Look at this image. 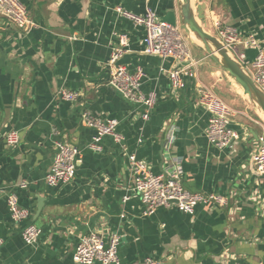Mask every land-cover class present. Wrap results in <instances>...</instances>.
Returning <instances> with one entry per match:
<instances>
[{
    "label": "crops",
    "instance_id": "0c3cea01",
    "mask_svg": "<svg viewBox=\"0 0 264 264\" xmlns=\"http://www.w3.org/2000/svg\"><path fill=\"white\" fill-rule=\"evenodd\" d=\"M20 1L31 28L20 30L0 18V264H77L78 241L97 229L120 235L118 264H142L147 256L164 264L263 261L264 176L256 172L252 155L264 119L242 118L234 110L230 127L239 138L229 147L210 143L205 136L209 113L197 102L196 88L228 89L222 69L183 34L197 61L195 75L172 92L166 69L173 60L143 53L144 28L117 10L141 15L149 7L165 18L171 11L178 15L179 0ZM197 5H203L199 23L208 33L213 35L212 22L219 20L264 46V0H192L194 12ZM118 45L125 49L121 63L130 70L142 68L141 90L156 95L147 120L141 118L142 106L108 85L104 63ZM238 50L247 62L256 55L254 48L239 45ZM59 89L80 96L64 101L56 96ZM84 110L117 120L122 140L105 135L100 151L89 149L95 131L83 124ZM10 130L20 136L13 147L4 139ZM170 136L169 156L180 165L184 186L221 195L226 205L198 204L192 214L175 206L143 214L139 198L130 192L127 158L134 155L151 173L163 172ZM58 140L78 146L81 160L70 182L50 186L44 176ZM8 192L29 210L26 219L12 221ZM29 223L41 229L34 244L21 235Z\"/></svg>",
    "mask_w": 264,
    "mask_h": 264
},
{
    "label": "built area",
    "instance_id": "2783aa9c",
    "mask_svg": "<svg viewBox=\"0 0 264 264\" xmlns=\"http://www.w3.org/2000/svg\"><path fill=\"white\" fill-rule=\"evenodd\" d=\"M117 10L121 15L130 19L134 25L144 28L143 53L173 60L174 65L166 69L172 92L184 86L186 77H194L197 61L192 58L184 33L178 24L172 25L162 20L149 7L141 15L120 8ZM0 15L20 30H27L33 25L25 5L20 0H0ZM212 25L215 31L213 35L246 69L253 82L264 92V46L254 35H243L236 28L222 24L219 20H213ZM239 45L256 49L253 61H245L244 54L238 50ZM124 52L125 49L121 45L113 47L104 63L108 72V85L131 103L142 106L141 118L147 120L155 106L156 95L153 91L143 92L141 90L144 73L140 66L130 70L120 62ZM56 96L64 101L75 102L80 94L77 91L59 89ZM196 96L199 105L209 113L205 129L208 141L217 147L231 146L239 138L238 131L230 127L232 109L204 86H197ZM81 118L85 126L95 131L91 141L87 144L89 149L100 151L102 149L100 140L105 135L112 136L117 142L122 140L121 135L116 131L117 120L97 117L88 110L82 111ZM172 138L170 136L164 145V160H167L169 164L163 172L151 173L148 164L134 155H129L127 158L130 192L139 198L143 205V214L150 215L160 207L169 206H175L183 213L192 214L198 204L226 205L228 199L221 195L191 191L184 186L180 165L176 161H171L169 156ZM4 139L11 147L20 142V136L16 130L8 131ZM80 158L81 149L78 146L63 140L55 141L52 162L44 176V181L50 186L70 182L75 177ZM252 163L256 172L264 176V132L258 136V148L252 155ZM20 186L25 187L26 183L21 182ZM5 199L13 222H19L28 217L29 210L19 205L18 197L14 192L5 194ZM127 199V195L123 197V201ZM40 234L41 229L33 223L27 224L21 231L26 244L36 243ZM3 241L0 236V246ZM120 242V235L116 231L103 233L97 229L80 238L73 258L77 264H118ZM142 264H164V261L147 256ZM227 264L238 263L228 261ZM256 264H264V260Z\"/></svg>",
    "mask_w": 264,
    "mask_h": 264
},
{
    "label": "water",
    "instance_id": "95a60500",
    "mask_svg": "<svg viewBox=\"0 0 264 264\" xmlns=\"http://www.w3.org/2000/svg\"><path fill=\"white\" fill-rule=\"evenodd\" d=\"M0 18L5 17L0 15ZM161 19L172 25L178 24L183 33L190 38L193 35L198 47L231 76L242 88L243 94L247 95L264 116V92L257 87L246 69L232 57L220 41L204 30L199 23L203 19V5H197L194 12L192 0H179L178 15L171 11Z\"/></svg>",
    "mask_w": 264,
    "mask_h": 264
},
{
    "label": "rangeland",
    "instance_id": "374dc122",
    "mask_svg": "<svg viewBox=\"0 0 264 264\" xmlns=\"http://www.w3.org/2000/svg\"><path fill=\"white\" fill-rule=\"evenodd\" d=\"M191 38L195 40L193 35ZM223 71L224 70H222L221 73L223 74L226 83H228V89L226 87V90H208L211 92L215 91L216 94L214 92L213 93L217 95V97H220L222 100H224L225 103H227L228 106L233 110V112L234 110H238L236 112L237 116L240 115L242 116V118L247 119H249L250 116H253L258 118L259 120H263L260 114L261 110L251 100H249L248 97L242 95V88L231 78V76L227 72L224 73Z\"/></svg>",
    "mask_w": 264,
    "mask_h": 264
},
{
    "label": "bare ground",
    "instance_id": "6f19581e",
    "mask_svg": "<svg viewBox=\"0 0 264 264\" xmlns=\"http://www.w3.org/2000/svg\"><path fill=\"white\" fill-rule=\"evenodd\" d=\"M245 58V57H244ZM261 112V111H260ZM261 114V116L263 117V119H264V116H263V114H262V112L260 113Z\"/></svg>",
    "mask_w": 264,
    "mask_h": 264
}]
</instances>
